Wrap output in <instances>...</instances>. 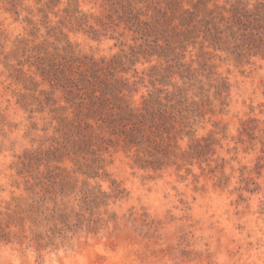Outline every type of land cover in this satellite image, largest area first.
Here are the masks:
<instances>
[{
    "label": "trees",
    "instance_id": "1",
    "mask_svg": "<svg viewBox=\"0 0 264 264\" xmlns=\"http://www.w3.org/2000/svg\"><path fill=\"white\" fill-rule=\"evenodd\" d=\"M0 1L28 27L9 51L0 45V64L41 104V113L51 116L55 131L50 147L27 152L23 166L33 171H28L29 195L0 211L2 241L27 238L20 236L27 226L35 238L41 228V243L65 239L71 231L95 233L108 214L98 210L110 200L90 182L104 170L100 152L106 137L122 138L143 168L181 165L190 154L211 152L216 136L226 131L215 120L217 131L198 136L206 115L217 113L209 104L211 89L221 101L220 113L229 105L230 85L217 72L218 53L239 65L247 58L264 59L262 2L250 9L243 0H96V13L84 10L81 0H35L34 9L26 0ZM71 34L95 42L115 39L121 49L111 57L89 55ZM126 35L133 45L121 40ZM138 64L149 65L142 75ZM141 87L147 91L136 99ZM35 162H41L39 176ZM112 184L114 194L122 193Z\"/></svg>",
    "mask_w": 264,
    "mask_h": 264
},
{
    "label": "rangeland",
    "instance_id": "2",
    "mask_svg": "<svg viewBox=\"0 0 264 264\" xmlns=\"http://www.w3.org/2000/svg\"><path fill=\"white\" fill-rule=\"evenodd\" d=\"M81 1L84 10L98 13L96 0ZM243 1L250 9L264 3ZM25 5L36 7L35 0H26ZM3 6L0 1V45L9 51L28 27ZM71 37L96 57H111L121 49L115 39ZM121 40L127 46L134 44L130 35ZM218 54L217 72L230 85L229 105L220 113L221 101L211 89L209 104L217 113L206 115L198 136L217 131L215 120L226 127L216 136L211 152L203 149L200 157L190 154L192 159L181 165L169 162L143 168L122 138L107 136L100 152L104 170L90 181L110 197L109 205L98 210H108L102 215L105 224L95 233L71 231L65 239L56 236L42 243L41 228L35 238L27 226L20 235L28 236L25 239H0V264H264V59L247 58L239 65L233 57ZM148 67L138 64L140 75ZM19 81L0 64V211L29 195L27 181L33 179L28 173L32 170L23 166L27 152L50 147L55 133L49 125L51 116L41 113V104ZM146 91L141 87L136 99ZM188 144L187 139L182 142L183 150ZM40 163L35 162L38 176ZM113 182L122 193L114 194Z\"/></svg>",
    "mask_w": 264,
    "mask_h": 264
}]
</instances>
